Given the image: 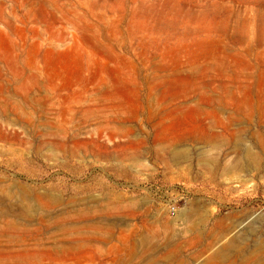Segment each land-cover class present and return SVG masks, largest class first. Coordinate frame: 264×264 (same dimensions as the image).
<instances>
[{
    "label": "rangeland",
    "instance_id": "obj_1",
    "mask_svg": "<svg viewBox=\"0 0 264 264\" xmlns=\"http://www.w3.org/2000/svg\"><path fill=\"white\" fill-rule=\"evenodd\" d=\"M263 148L264 0H0V264H264Z\"/></svg>",
    "mask_w": 264,
    "mask_h": 264
},
{
    "label": "bare ground",
    "instance_id": "obj_2",
    "mask_svg": "<svg viewBox=\"0 0 264 264\" xmlns=\"http://www.w3.org/2000/svg\"><path fill=\"white\" fill-rule=\"evenodd\" d=\"M231 121V120H230ZM252 121V120H251ZM104 125V124H103ZM227 127V126H226ZM250 129V128H249ZM257 130V129H256ZM255 130V132H256ZM244 133V132H243ZM254 133V132H253ZM215 134V133H214ZM217 134V133H216ZM257 134V133H256ZM261 134V133H260ZM241 136V135H240ZM233 137V136H232ZM240 138V137H239ZM262 138V137H261ZM242 139V138H241ZM260 139V137H259ZM229 140V139H228ZM240 140V139H239ZM237 139V141H239ZM243 141V140H242ZM260 141V140H259ZM217 145V144H216ZM228 145V144H227ZM235 145V143H234ZM249 146V144H247ZM248 146H241V154L242 156L240 157V159H238L235 163V165L232 167V169H229L230 172H232L235 169H239L240 171H244L245 173H252V172H256L258 173L261 168V155L255 153L256 151H253V149L251 147ZM262 146V145H261ZM264 149V148H263ZM215 161V160H214ZM200 164L204 165L203 162H201ZM228 166V165H227ZM227 169V167H226ZM211 170V169H210ZM213 171V169L211 170ZM216 172H214V177L216 176ZM226 172V171H225ZM229 172V176L231 175ZM223 173V171H222ZM238 173V172H237ZM238 175V174H237ZM228 176V175H227Z\"/></svg>",
    "mask_w": 264,
    "mask_h": 264
},
{
    "label": "built area",
    "instance_id": "obj_3",
    "mask_svg": "<svg viewBox=\"0 0 264 264\" xmlns=\"http://www.w3.org/2000/svg\"><path fill=\"white\" fill-rule=\"evenodd\" d=\"M170 212H171L172 214H174V213L176 212V206H175V205H173V206L170 208Z\"/></svg>",
    "mask_w": 264,
    "mask_h": 264
}]
</instances>
